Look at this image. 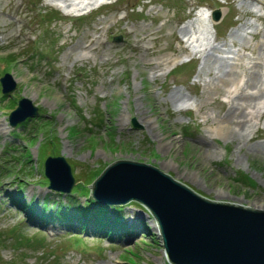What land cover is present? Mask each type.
I'll return each mask as SVG.
<instances>
[{"label": "rangeland", "instance_id": "obj_1", "mask_svg": "<svg viewBox=\"0 0 264 264\" xmlns=\"http://www.w3.org/2000/svg\"><path fill=\"white\" fill-rule=\"evenodd\" d=\"M199 10L220 17L204 21ZM263 37L264 0H0V75L14 82L0 93V264H172L136 201L117 205L131 227L118 235L39 215L41 205L49 215L85 203L78 185L88 189L116 159L148 163L208 199L264 209V100L242 109L241 138L217 124L232 98L253 92L247 72H259L264 91ZM228 69L233 78L217 88ZM22 97L37 113L10 126ZM49 155L68 163L69 192L47 187ZM17 200L35 206V220Z\"/></svg>", "mask_w": 264, "mask_h": 264}, {"label": "water", "instance_id": "obj_2", "mask_svg": "<svg viewBox=\"0 0 264 264\" xmlns=\"http://www.w3.org/2000/svg\"><path fill=\"white\" fill-rule=\"evenodd\" d=\"M213 10L211 19H219ZM2 93L14 88L9 73L0 77ZM37 113L29 99L17 100L11 126ZM47 187L68 192L74 184L63 156H46ZM100 204H141L154 218L164 254L172 264H264V209L211 200L148 163L116 159L87 184Z\"/></svg>", "mask_w": 264, "mask_h": 264}, {"label": "trees", "instance_id": "obj_3", "mask_svg": "<svg viewBox=\"0 0 264 264\" xmlns=\"http://www.w3.org/2000/svg\"><path fill=\"white\" fill-rule=\"evenodd\" d=\"M49 15L50 13L47 11H43L40 13L41 17L45 16L47 18H51ZM1 96L3 97L4 95ZM183 129L186 130V127H183ZM23 157L27 158L28 155L25 153ZM237 179L241 181L244 180V178L240 176H238ZM77 189L79 191L84 190V192L81 191V193L85 196V203L80 206L73 203L62 204L61 206L57 205L55 210L53 212H50L49 215H44L43 210L45 206L41 205L39 215H41L42 218H44V216L45 218L52 216L53 219L58 220L60 224L64 225V227H69L70 229L78 228L81 229V231L89 228L88 226L93 227L97 233H101L102 231L105 232L106 230L109 233H112L111 229H114L115 231H117L116 233H114L116 235H118L119 230L124 232L127 230V223L123 220L121 214L115 212L119 210L117 205L99 204L90 196L89 190L87 188L78 185ZM15 202L18 203V200ZM16 203L14 204V206L19 205L15 206L17 209H25L29 212L30 215H33L35 213V206H31L29 202L25 204L22 203L21 205L19 203ZM134 204L138 205L137 202H134ZM72 205L75 206L73 207L71 212H69L68 209H70ZM73 219H79L75 227L71 225L73 224ZM41 221L42 220H40V222ZM116 224H118V227L116 226Z\"/></svg>", "mask_w": 264, "mask_h": 264}, {"label": "bare ground", "instance_id": "obj_4", "mask_svg": "<svg viewBox=\"0 0 264 264\" xmlns=\"http://www.w3.org/2000/svg\"><path fill=\"white\" fill-rule=\"evenodd\" d=\"M197 13L201 14L203 17L207 15L206 10H199L197 11ZM255 46H257V55L261 56V58H264V46L259 43L255 44ZM234 74L235 73L229 69L222 72V74L217 78L218 81L215 84L216 87L219 88L221 85L228 84L233 78ZM259 81H261V77L258 71L253 70L247 72L245 81L243 82V88H252L254 89L253 92L250 91V93L247 94L245 93V91H240V93L236 95V98H232L228 107L226 108V111L217 121L219 129L226 131L231 138H241L243 135V131L245 129V120L242 109L244 107L248 108L252 106L256 102V100H264V91L256 89V85ZM241 118H243V120ZM262 150L264 152V144L262 145Z\"/></svg>", "mask_w": 264, "mask_h": 264}]
</instances>
